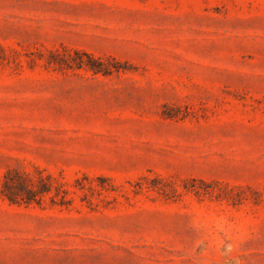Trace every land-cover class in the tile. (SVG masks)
Segmentation results:
<instances>
[{"label": "rangeland", "instance_id": "rangeland-1", "mask_svg": "<svg viewBox=\"0 0 264 264\" xmlns=\"http://www.w3.org/2000/svg\"><path fill=\"white\" fill-rule=\"evenodd\" d=\"M0 264H264V0H0Z\"/></svg>", "mask_w": 264, "mask_h": 264}, {"label": "trees", "instance_id": "trees-1", "mask_svg": "<svg viewBox=\"0 0 264 264\" xmlns=\"http://www.w3.org/2000/svg\"><path fill=\"white\" fill-rule=\"evenodd\" d=\"M89 67L92 69V66L89 64ZM8 176H9V174H6L5 176H4V181L2 182V194L3 195H5L11 202H14L13 200V198H11V197H9L10 195H7L6 193H4L5 191H4V188L7 186V179H8ZM27 200L28 201H30V200H33L32 199V197L29 195L28 196V198H27Z\"/></svg>", "mask_w": 264, "mask_h": 264}]
</instances>
